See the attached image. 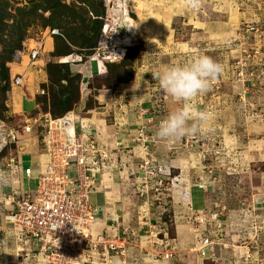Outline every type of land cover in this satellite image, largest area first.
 <instances>
[{
    "label": "rangeland",
    "instance_id": "1",
    "mask_svg": "<svg viewBox=\"0 0 264 264\" xmlns=\"http://www.w3.org/2000/svg\"><path fill=\"white\" fill-rule=\"evenodd\" d=\"M120 2L125 7L124 10H128L125 12L129 16H123V13L119 15L115 12L109 13V9H116L117 5L120 8ZM131 3H133L132 0H0V124L6 122L7 127L14 126L21 132L27 117H34L40 112L50 113L53 117L61 116L64 109L61 103L62 97L70 100L68 107L73 109L74 104L84 99L83 94L89 88L94 87L93 95H95L98 89L102 88V82L108 87H114L118 82H129L135 75V62L138 60L141 62L143 57L149 59L150 63H160L163 59L172 57L171 59L174 60L172 64L185 63L200 54L214 58L223 65L224 71L215 78L217 80L213 79L218 87L210 86V82L211 92L207 90L205 92H208L216 103H204L206 101V97H203L205 92L195 96V103L197 106L204 105V110L212 111L215 119L204 130L184 135L182 138L183 146H185L187 137L199 135V139L210 141L212 150L222 151L212 161L211 168L214 176L211 177L208 191L205 190L210 192L211 199H213L212 207L207 211L211 214H219V220L222 221L221 227L215 223L209 226L214 232L213 238L221 240L219 249L216 251L217 254H221V257L215 258L214 263L208 260L207 264H264V191L262 192V189L259 191V187L264 186V141H255L264 140L262 129L264 128L262 127V124L264 125L263 45L256 43V46H252L251 43L235 56L237 57L235 60L245 59L250 63L249 66H244V71L242 67H239L244 75L243 81L238 82L236 78L238 74H234L233 68L235 60L230 63L231 57H228L227 46H220V54L216 53V50H213L214 53L208 52L204 45H199L191 51L180 49L170 51L166 48L145 47L136 32ZM191 5L190 0V7ZM130 16L133 20H128ZM110 17L119 19L120 23L123 21L126 23V26L123 23L122 29H118L115 34H109L114 41L113 47L126 44L130 46L124 58L117 62H106L109 72L106 80L97 78L88 85L87 80L82 81V75L79 73V64L82 63H76L78 62L77 56L83 58L85 62L96 52L102 30ZM96 19L100 21V25L95 23V29H93L91 25ZM250 26H255V30L250 29ZM54 30L59 31L60 35L52 36V40L51 34ZM263 31L264 25L262 24L260 26L246 24L239 37L231 42L238 43L239 48L245 37L250 38L249 35L254 34L259 39L258 42L263 44ZM69 36L71 40L73 39L72 41ZM37 43L43 44L45 54L38 61L39 67L33 66L31 70L43 71L47 75V82L42 85L46 94H40L36 89L37 94L33 95L35 100L32 102L36 105L35 108L26 107L30 112L19 114L20 112H15L11 106L13 98L19 95L26 96L25 94L29 95L33 92L37 79L34 81L33 75L27 74L23 85L14 84L15 76L18 72H22L28 60L25 58V63L21 68L20 65L13 64V54L17 50H27L28 47ZM91 44L96 45L91 48ZM106 52H108L107 48ZM227 59L229 63L225 64L224 61ZM141 64L144 69L147 67L143 65L150 66L147 62ZM42 66L43 69H41ZM93 67L104 70L105 65L103 62H94ZM163 94L164 91L161 88L156 91L161 101L156 99L155 103L157 110L159 109L158 116L162 119L168 111H171ZM93 95L91 94L86 99L87 107L96 105ZM155 113V109L149 113L146 112L144 119L148 117L153 123ZM137 118L141 121L142 111L139 112ZM149 121L145 120L143 125L154 128V125L150 126ZM108 123L111 125L115 122L108 121ZM2 125L6 129L4 123ZM151 132L155 135L156 129L154 128ZM28 135L36 142L42 141L44 128L36 125L33 133ZM24 137H20L18 145H12L14 154L21 151V145L23 146L21 143H25L22 141ZM158 141H160L159 138H157V143ZM250 151L255 157H248ZM5 154L8 155L9 151ZM32 165L33 158L30 155H24L22 166ZM245 168L247 170L243 171ZM32 175L36 176L37 173L33 172ZM197 175L198 181L199 177L203 176L201 169ZM206 175L209 178L208 174ZM168 184L166 183V187H169L164 192L161 202L156 204L160 208L158 211L160 227L171 225L172 211L168 193L172 187ZM164 208L167 212H164ZM92 227L95 228V223ZM172 233L173 230H171ZM223 244L226 246L224 247Z\"/></svg>",
    "mask_w": 264,
    "mask_h": 264
},
{
    "label": "crops",
    "instance_id": "2",
    "mask_svg": "<svg viewBox=\"0 0 264 264\" xmlns=\"http://www.w3.org/2000/svg\"><path fill=\"white\" fill-rule=\"evenodd\" d=\"M132 2L131 13L134 18L130 16L128 20L134 19L136 32L145 47L166 48L170 51L175 49L191 51L199 45H204L208 52L214 53L216 50V53L220 54V46L223 45L228 48L227 54L228 57H231L230 63L237 59L235 56L239 51L245 50L251 43L252 46L256 43L263 45L264 49V43L258 42L259 39L254 34H250V38L245 37L239 48L238 43L231 42L239 37L246 24L264 25V0H199L197 8L190 7V0H132ZM119 7L122 9L113 10V12L119 14L125 8L121 2ZM126 11L128 10L126 9ZM130 27L133 29L131 25ZM171 58L163 59L160 63H150L149 59L143 57L141 62L138 60L134 64L133 80L118 82L114 87H108L102 82V88L98 89L95 95H93L94 87L89 88L83 94L84 99L74 104L73 109L66 114V119L74 121L77 132L81 131L80 122L86 126L93 125L101 147L110 150L112 156L120 161L121 166L118 170L104 178L100 177V188L91 194L90 200L92 205L97 207L95 228L93 229L95 234L115 233L117 229L128 230L130 245L126 254L127 264H207L208 260H211L210 263H214L215 258L221 257L220 253H216L212 257L213 259H206L200 256L196 250L198 241L191 234L192 225L189 224L188 219L203 210L210 209L213 199H211L210 192H207L208 190H202L196 184V176H198L201 166L199 151L202 146L200 144L194 145L192 148L183 146V137L175 141L160 139L156 149L160 160L172 167L174 175L178 176V180H180L179 184L169 189L168 193L172 211L170 226L173 228L172 235L176 238L178 250L171 260L162 257L155 260V255L163 252V243L161 241L150 243L147 240L146 221L148 218L150 221L158 219L160 208L157 205L152 206L148 215L146 208L142 206L137 197L136 185L140 180L137 159L139 151L134 139L141 121H149L148 117L145 119L142 117L139 121L140 119L137 117L140 111L149 113L152 109L156 110L154 122L149 121L150 126L154 125L156 130L162 120V117L157 113L159 109L157 110V105H155L156 99L161 101L156 95L160 86L155 79V74L165 65L172 64L174 60ZM144 60L150 64V66L143 65V67H147L146 69L142 68L141 64L142 62L146 63ZM229 61L227 59L224 63L228 64ZM93 63L91 65L92 73L91 71L88 73L92 75L88 85L97 78L106 80L109 73L106 63L104 70L94 68ZM21 68H23L22 65ZM83 68L85 67L83 66ZM27 74L33 75L34 81L35 79L37 81L34 83L33 92L29 95H19L17 98H13L11 106L15 112H20L19 114L29 113L30 111L26 107L35 108L36 105L32 103L35 100L33 95L37 94L35 93L36 89L47 82V75L43 71H33L30 68ZM83 74L85 76V73ZM84 79L86 78L84 77ZM207 91L211 92L210 86ZM91 94L96 100V105L87 107L86 99ZM163 97L168 102L170 110L179 106L165 92ZM203 97H206L204 103H216V100H212L213 97L208 92H205ZM195 100L193 97L191 103L193 102L192 104L198 109L204 110V105L197 106ZM108 121L115 123L110 125ZM189 124L197 126L199 131L208 126L200 125L196 120L189 121ZM262 127H264L263 124ZM262 129L264 130V128ZM191 134L193 133L186 135ZM22 141L25 143H21L23 146L21 145L22 152L18 153L19 162L22 165L23 156L30 155L33 158V165L22 166V169L12 177L8 170L7 192L18 190L25 194L33 191L35 180L47 162L42 150V141L36 142L30 135H25ZM248 157H255L252 151L249 152ZM27 169L30 170L29 177L25 176ZM246 170L245 168L243 171ZM33 172H36L37 175L33 176ZM261 189L263 192L264 186L263 188L259 187V191ZM31 245L32 243L27 240L25 242L18 241L12 227L4 224V230L0 234V264H39L35 258L26 254Z\"/></svg>",
    "mask_w": 264,
    "mask_h": 264
},
{
    "label": "built area",
    "instance_id": "3",
    "mask_svg": "<svg viewBox=\"0 0 264 264\" xmlns=\"http://www.w3.org/2000/svg\"><path fill=\"white\" fill-rule=\"evenodd\" d=\"M116 9H120L118 5ZM113 10L109 9V13ZM125 11L120 13L126 16L128 14ZM123 23L126 26L125 21ZM123 23L112 17L107 19L96 52L85 62L83 58L77 56L76 63H82L79 64V73L81 75L85 73V76L82 75V81L90 82L92 79L88 73L94 61L105 64L117 62L126 56L130 44L113 47L114 41L109 35L115 34ZM250 29L255 30V26H250ZM58 35H60L59 31L54 30L51 38ZM43 54L45 52L42 43L30 46L27 50L14 52L13 64L23 66L25 58L28 60L22 72H18L15 76V85H23L29 68L33 66L38 68V61ZM249 65L250 63L245 59L235 60L233 68L234 74L239 75L236 76L238 82L243 81L244 75L239 67L244 71V66ZM215 80H211L210 86L218 87ZM38 90L40 94H46L44 87ZM144 114L145 112L142 111L143 118ZM2 123L0 124V234L4 230V224L12 227L18 241L27 240L32 243L26 254L35 258L39 264H112L114 256L120 258L121 264H127L126 254L130 245L128 230L117 229L115 233L95 234L92 227L96 222L97 207L92 205L90 196L100 188V177L110 175L121 166L120 161L112 156L110 150L101 147L94 126L91 124L86 126L80 122L81 131L77 132L74 121L66 119V115L53 117L50 113L44 112L28 118L22 126L23 133L14 126L7 127L6 122ZM144 123L139 125L134 140L139 151L137 159L140 180L136 185V193L149 215L151 207L160 203L164 192L167 191L169 186L166 187V183L169 182L168 185L175 187L180 180L178 176L172 174L173 168L157 156V137L151 132L153 129L144 126ZM36 125L44 128L42 150L47 162L35 180L33 191L25 194L18 190L7 192L8 170L12 177L22 169L18 154H14L12 145H18L20 137L25 134H32ZM199 137V135L187 137L185 146L188 148L199 144L202 146L199 155L203 176L199 177L196 184L200 189L208 190L211 177L214 176L212 161L222 151L212 150L210 141H204ZM6 151H9L8 155L5 154ZM25 176H30L29 169L25 170ZM164 212H167L166 208ZM188 222L192 225V236L198 241L197 252L206 259L213 257L221 240L213 238L214 232L209 226L211 227L213 223L222 226L219 214H211L206 209L188 219ZM145 226L148 228L146 233L148 242L163 243V252L155 255V260L161 257L166 260L173 259L178 250L176 238L171 234L173 228L160 227L158 219L150 221L149 218Z\"/></svg>",
    "mask_w": 264,
    "mask_h": 264
},
{
    "label": "clouds",
    "instance_id": "4",
    "mask_svg": "<svg viewBox=\"0 0 264 264\" xmlns=\"http://www.w3.org/2000/svg\"><path fill=\"white\" fill-rule=\"evenodd\" d=\"M193 8L199 7V0H192ZM224 71L223 65L214 58L200 54L185 63L165 65L155 74L160 88L179 106L168 112L161 120L155 135L164 141H175L186 134L198 131L189 121L196 120L200 125H209L215 119L210 110H200L190 101L205 92L211 80ZM112 264H121L118 256L112 257Z\"/></svg>",
    "mask_w": 264,
    "mask_h": 264
},
{
    "label": "trees",
    "instance_id": "5",
    "mask_svg": "<svg viewBox=\"0 0 264 264\" xmlns=\"http://www.w3.org/2000/svg\"><path fill=\"white\" fill-rule=\"evenodd\" d=\"M95 23H98L99 25H100V21H98V19H96L93 23H92V25H91V27L93 28V29H95ZM100 27V26H99ZM89 31H91V29H88ZM91 33H93V32H91ZM69 39L71 40V38H70V36H69ZM73 40V39H72ZM71 40V41H72ZM94 45H96V44H94ZM94 45L93 44H91V48L92 47H94ZM60 97L62 96V93L59 95ZM61 103H62V107L64 108L63 109V111L61 112V116H58V117H64L69 111H71L72 109L70 108V107H68L69 106V103H70V100L69 99H66L65 97H62L61 98Z\"/></svg>",
    "mask_w": 264,
    "mask_h": 264
}]
</instances>
